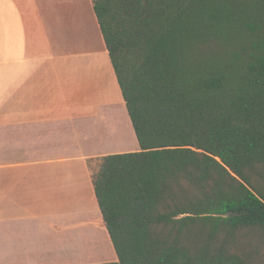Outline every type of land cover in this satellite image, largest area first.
I'll use <instances>...</instances> for the list:
<instances>
[{
    "label": "trees",
    "instance_id": "obj_1",
    "mask_svg": "<svg viewBox=\"0 0 264 264\" xmlns=\"http://www.w3.org/2000/svg\"><path fill=\"white\" fill-rule=\"evenodd\" d=\"M92 8L138 143L88 161L93 264H264V0Z\"/></svg>",
    "mask_w": 264,
    "mask_h": 264
},
{
    "label": "crops",
    "instance_id": "obj_2",
    "mask_svg": "<svg viewBox=\"0 0 264 264\" xmlns=\"http://www.w3.org/2000/svg\"><path fill=\"white\" fill-rule=\"evenodd\" d=\"M107 58L92 0H0V264L116 260L88 161L138 143Z\"/></svg>",
    "mask_w": 264,
    "mask_h": 264
},
{
    "label": "rangeland",
    "instance_id": "obj_3",
    "mask_svg": "<svg viewBox=\"0 0 264 264\" xmlns=\"http://www.w3.org/2000/svg\"><path fill=\"white\" fill-rule=\"evenodd\" d=\"M91 52H92V51H89V53H91ZM107 59H108V58H107ZM107 61H109V60H107ZM108 63H109V62H108ZM96 164H97L96 162H92L90 168H91V169L96 168Z\"/></svg>",
    "mask_w": 264,
    "mask_h": 264
}]
</instances>
